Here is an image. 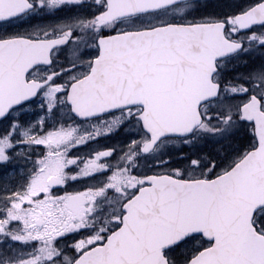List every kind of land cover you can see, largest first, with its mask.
I'll return each instance as SVG.
<instances>
[{
  "label": "snow or ice",
  "instance_id": "1",
  "mask_svg": "<svg viewBox=\"0 0 264 264\" xmlns=\"http://www.w3.org/2000/svg\"><path fill=\"white\" fill-rule=\"evenodd\" d=\"M0 264H264V0H0Z\"/></svg>",
  "mask_w": 264,
  "mask_h": 264
}]
</instances>
